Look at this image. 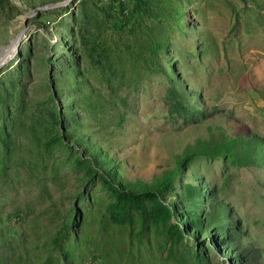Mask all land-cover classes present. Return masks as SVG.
<instances>
[{"label": "rangeland", "instance_id": "1", "mask_svg": "<svg viewBox=\"0 0 264 264\" xmlns=\"http://www.w3.org/2000/svg\"><path fill=\"white\" fill-rule=\"evenodd\" d=\"M20 31L0 264H264V159L243 144L264 142V0H0V46ZM236 135L237 156L190 152Z\"/></svg>", "mask_w": 264, "mask_h": 264}, {"label": "trees", "instance_id": "2", "mask_svg": "<svg viewBox=\"0 0 264 264\" xmlns=\"http://www.w3.org/2000/svg\"><path fill=\"white\" fill-rule=\"evenodd\" d=\"M116 25L119 27L120 25L116 23ZM227 138H224L222 136L218 137H211L209 140H204L201 143V140L197 141L193 146H190V152H195V153H207V154H214V153H220V152H228L231 153L233 156H237L239 152H236L237 149H235V145L230 148L231 144H235L240 139L239 135H236L234 137L232 136H226ZM244 146H248V160L252 161L254 163H263L264 159V142L261 138H257L255 134H251L248 136L247 140L243 142ZM238 153V154H237ZM168 186V183H158L154 188V191L156 193H162L164 189H166ZM134 194L135 192L133 190L125 189L123 186H121L117 192V199L121 203V207L123 209H126V205L129 202V200L134 199ZM216 205V210L214 214H212V222H217L222 217L227 216V205L221 201H218L215 203ZM222 225V224H219ZM221 233L224 235L223 238L227 243V248L231 250V252L235 253V247L237 248L236 245L231 247V243L233 241V238L239 237L238 235L233 236L232 234H229L225 230L221 228ZM232 239V241H231ZM238 241V240H237ZM236 244V243H235ZM57 247V246H56ZM259 251V250H258ZM237 253V252H236ZM255 257L258 256V253L254 255ZM228 257V256H227ZM225 258V257H224ZM228 262L232 264V261L229 258H225ZM245 264V263H243ZM250 264H257V262H251Z\"/></svg>", "mask_w": 264, "mask_h": 264}, {"label": "water", "instance_id": "3", "mask_svg": "<svg viewBox=\"0 0 264 264\" xmlns=\"http://www.w3.org/2000/svg\"><path fill=\"white\" fill-rule=\"evenodd\" d=\"M62 3V2H59ZM58 4V3H57ZM44 7V6H43ZM23 36V31H20L18 34H16L7 44L1 45L0 49H2L3 47H5L6 45H12L15 48V51L13 52V54H15V52L20 50V44H21V38ZM12 54V55H13ZM11 55V56H12ZM10 56V57H11ZM9 57V58H10ZM9 58L5 59L4 57L0 58V66L1 64H3L4 62H6Z\"/></svg>", "mask_w": 264, "mask_h": 264}, {"label": "bare ground", "instance_id": "4", "mask_svg": "<svg viewBox=\"0 0 264 264\" xmlns=\"http://www.w3.org/2000/svg\"><path fill=\"white\" fill-rule=\"evenodd\" d=\"M14 51L15 48L12 45H6L2 49H0V58L4 57L5 59H7L13 54Z\"/></svg>", "mask_w": 264, "mask_h": 264}]
</instances>
